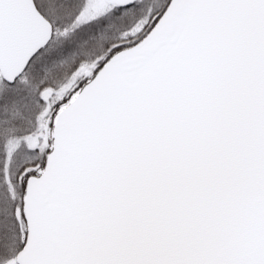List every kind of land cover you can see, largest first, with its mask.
Here are the masks:
<instances>
[{
	"label": "snow or ice",
	"instance_id": "obj_1",
	"mask_svg": "<svg viewBox=\"0 0 264 264\" xmlns=\"http://www.w3.org/2000/svg\"><path fill=\"white\" fill-rule=\"evenodd\" d=\"M93 3L0 0V264H264V0Z\"/></svg>",
	"mask_w": 264,
	"mask_h": 264
},
{
	"label": "trees",
	"instance_id": "obj_2",
	"mask_svg": "<svg viewBox=\"0 0 264 264\" xmlns=\"http://www.w3.org/2000/svg\"><path fill=\"white\" fill-rule=\"evenodd\" d=\"M102 35V33L93 35L89 29H84L83 33L75 37V39L83 43L87 47L93 42H98L101 39Z\"/></svg>",
	"mask_w": 264,
	"mask_h": 264
},
{
	"label": "rangeland",
	"instance_id": "obj_3",
	"mask_svg": "<svg viewBox=\"0 0 264 264\" xmlns=\"http://www.w3.org/2000/svg\"><path fill=\"white\" fill-rule=\"evenodd\" d=\"M100 4V0H94V3L92 4V8L95 9L96 7H98Z\"/></svg>",
	"mask_w": 264,
	"mask_h": 264
}]
</instances>
